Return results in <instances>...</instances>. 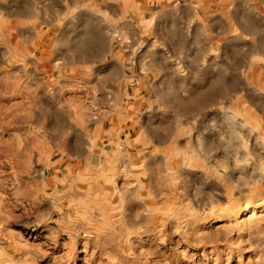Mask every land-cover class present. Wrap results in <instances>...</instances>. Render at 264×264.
<instances>
[{"label":"rangeland","instance_id":"374dc122","mask_svg":"<svg viewBox=\"0 0 264 264\" xmlns=\"http://www.w3.org/2000/svg\"><path fill=\"white\" fill-rule=\"evenodd\" d=\"M13 5L0 0V264H264V0H169L154 28L114 32L111 75L147 76L160 98L143 185L120 177L122 191L50 180L70 111L103 108L89 72L41 66Z\"/></svg>","mask_w":264,"mask_h":264},{"label":"crops","instance_id":"0c3cea01","mask_svg":"<svg viewBox=\"0 0 264 264\" xmlns=\"http://www.w3.org/2000/svg\"><path fill=\"white\" fill-rule=\"evenodd\" d=\"M168 1L12 0L15 2L11 7L13 29L16 33L19 29L26 30L27 48L39 54L35 58L41 66L52 65L53 69L69 70V73L89 72L90 99L103 108L96 114L89 107L70 111L71 131L60 145L62 150L58 151L57 160L48 165L50 180L56 181L61 191H122L121 186H126L129 178H133V184L143 185L145 154L148 148L155 147L146 119L155 111L154 102L160 98L151 90L147 76L132 73L131 79H125L122 74L111 75L116 64L112 37L115 31L123 36L141 35L143 26L154 28L157 13L154 6ZM177 9L174 7L173 13L177 14ZM134 27L138 28L137 32L131 30ZM97 50L105 52L100 59L76 55L78 51ZM123 64V60L118 61L121 70ZM132 78L134 84L130 83ZM78 129L82 130L81 138L73 135ZM76 140L84 154L69 149ZM81 140L83 144L79 143ZM131 170L133 173L128 177L126 171ZM120 177L122 182L128 179L117 189L114 183Z\"/></svg>","mask_w":264,"mask_h":264}]
</instances>
